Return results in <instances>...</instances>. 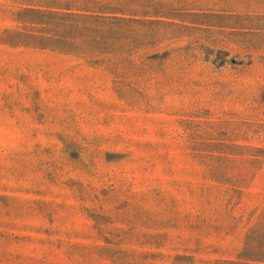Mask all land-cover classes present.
I'll use <instances>...</instances> for the list:
<instances>
[{
	"label": "rangeland",
	"instance_id": "374dc122",
	"mask_svg": "<svg viewBox=\"0 0 264 264\" xmlns=\"http://www.w3.org/2000/svg\"><path fill=\"white\" fill-rule=\"evenodd\" d=\"M0 264H264V0H0Z\"/></svg>",
	"mask_w": 264,
	"mask_h": 264
},
{
	"label": "trees",
	"instance_id": "16d2710c",
	"mask_svg": "<svg viewBox=\"0 0 264 264\" xmlns=\"http://www.w3.org/2000/svg\"><path fill=\"white\" fill-rule=\"evenodd\" d=\"M93 34L96 35L93 36ZM63 39L69 41L72 45L89 43L94 47H99L107 42L104 31L98 27H93L89 22L83 24L77 22L73 25V30L69 34L63 35ZM98 52H104V50H98Z\"/></svg>",
	"mask_w": 264,
	"mask_h": 264
}]
</instances>
